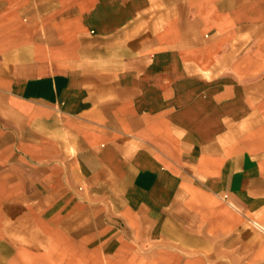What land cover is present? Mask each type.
<instances>
[{"label":"crops","instance_id":"crops-1","mask_svg":"<svg viewBox=\"0 0 264 264\" xmlns=\"http://www.w3.org/2000/svg\"><path fill=\"white\" fill-rule=\"evenodd\" d=\"M0 264H264V0H0Z\"/></svg>","mask_w":264,"mask_h":264}]
</instances>
